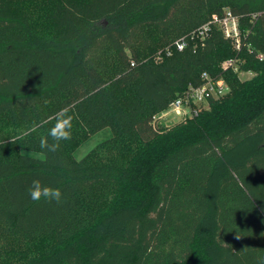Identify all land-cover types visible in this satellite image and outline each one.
<instances>
[{
	"label": "trees",
	"instance_id": "1",
	"mask_svg": "<svg viewBox=\"0 0 264 264\" xmlns=\"http://www.w3.org/2000/svg\"><path fill=\"white\" fill-rule=\"evenodd\" d=\"M226 9L239 18L240 49L215 23L192 37ZM183 36L187 47L168 54ZM232 58L239 70L224 71ZM203 73L229 90L160 123ZM65 107L71 139L44 160L22 156L41 151ZM106 127L112 136L77 159ZM34 179L60 188L62 202L33 201ZM262 258L264 0H0V264Z\"/></svg>",
	"mask_w": 264,
	"mask_h": 264
},
{
	"label": "built area",
	"instance_id": "2",
	"mask_svg": "<svg viewBox=\"0 0 264 264\" xmlns=\"http://www.w3.org/2000/svg\"><path fill=\"white\" fill-rule=\"evenodd\" d=\"M217 24L223 31L225 37L230 38L237 49L241 47V29L239 18L226 9L223 16H214L212 20L204 23L192 32V37H199L203 41L210 33L213 24ZM188 41L185 36L174 41L172 46L166 49L170 54L172 49L183 50L187 47ZM250 47V45H247ZM263 58L262 54L258 56ZM223 70L233 69L238 71L237 58L226 59L222 62ZM202 83L199 85L189 86L178 98H176L166 111L175 113L178 117H193L199 114L203 109L210 106V100L216 99L225 94L229 90V84L222 76L213 77L208 73L202 74ZM164 110V111H165ZM163 112V111H162ZM160 114V113H159ZM157 115L158 120L160 119Z\"/></svg>",
	"mask_w": 264,
	"mask_h": 264
},
{
	"label": "clouds",
	"instance_id": "3",
	"mask_svg": "<svg viewBox=\"0 0 264 264\" xmlns=\"http://www.w3.org/2000/svg\"><path fill=\"white\" fill-rule=\"evenodd\" d=\"M45 103H51V101H45ZM55 123L48 129L47 135L41 136L39 140L40 152H24L21 151L22 156L27 155L32 159H46L47 153H54L60 149L61 142L70 140L72 137L73 128V115L70 112V108L65 107L60 109L54 114ZM33 130H36L34 126ZM29 196L35 201L39 202L45 200L48 202H56L60 204L62 202L63 193L60 188H53L50 186L42 185L39 179H34L29 188ZM239 239V237H237ZM260 264H264V258L260 260Z\"/></svg>",
	"mask_w": 264,
	"mask_h": 264
},
{
	"label": "rangeland",
	"instance_id": "4",
	"mask_svg": "<svg viewBox=\"0 0 264 264\" xmlns=\"http://www.w3.org/2000/svg\"><path fill=\"white\" fill-rule=\"evenodd\" d=\"M225 61V60H224ZM239 75L242 79H248L253 76L250 71H240ZM159 122L164 125H172L183 119V117H178L175 113L168 111H163L159 114ZM112 136V130L109 127L103 128L100 131L91 135L85 142H83L75 151L74 155L77 159L83 158L89 151H91L99 143L108 139ZM30 255V252L27 256Z\"/></svg>",
	"mask_w": 264,
	"mask_h": 264
}]
</instances>
